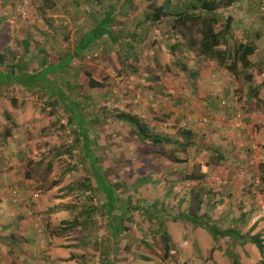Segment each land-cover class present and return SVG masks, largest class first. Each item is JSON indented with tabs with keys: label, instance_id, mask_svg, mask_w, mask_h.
Returning <instances> with one entry per match:
<instances>
[{
	"label": "rangeland",
	"instance_id": "obj_1",
	"mask_svg": "<svg viewBox=\"0 0 264 264\" xmlns=\"http://www.w3.org/2000/svg\"><path fill=\"white\" fill-rule=\"evenodd\" d=\"M194 1L134 0L129 7L125 5L124 9L122 6L121 9L116 7L112 13V19H115L111 30L117 33L120 44L115 45L116 49L112 48L114 52L109 56L106 53H98L97 56L89 53L87 60L73 59L72 67L85 73L86 77L75 91L86 95L83 100L84 109H93V115H97L98 119L88 127L92 130L89 136L96 141L90 152H93L97 160L96 167L101 170L97 173L103 175L97 179L92 175L91 159L84 156L79 142L75 141V131L67 123L69 114L63 108L64 99L59 100L51 95L58 90L63 91L62 93L69 91L63 85V78H58L57 74H48L46 80L37 82L29 89L24 85L1 88L0 170L15 173V181L0 185V192L16 191L20 195L18 203L25 207L31 205L32 209L65 207L73 205L69 203L73 199L80 198L76 203H83L92 213L91 221L99 225L96 230L90 227L85 232L91 231L102 240L109 235L105 223L111 216L106 213V199L96 188V183H107L114 187L118 199H128L130 211L125 217L129 222L127 234L145 238L144 244H134L129 250L133 248L135 253H143L140 255L147 258L144 264H216L209 254L197 257L190 255L189 252H193V249L181 256L169 254L166 257L164 244L158 234L157 229L161 225L176 242L189 235L192 231L191 224H183L181 227L182 222L173 221L172 218L187 211L185 205L178 206L179 199L183 197L184 201L186 198L189 200L190 195L195 192H201L202 199H208V204L214 205L207 217L208 222L219 229H236L243 237L258 235L264 244V210L260 212V225L253 228L242 226L237 219L243 213L242 208L233 206L226 209V201L220 195V192L228 189L235 192L242 189L264 193V99L260 98L264 84L261 88L258 86L264 81V50L261 48L262 50L249 57V65L245 71L238 66L243 76L245 73L251 75L248 86L245 85L243 76L235 79L215 63L205 64V70L209 73L203 78L198 75L199 80V77L194 79V73L204 67L197 63V43L201 39L199 31L205 14L200 7L191 9ZM226 1L216 0V22L208 21L209 24L215 32H220L224 30L228 15L240 22L237 24L230 20V32L221 37L220 49H232L243 40L241 31L246 27L264 31V0H234L232 5L225 7ZM248 5L253 9L252 16L247 13ZM160 7L166 14L157 22H146L149 28L144 33L138 31L137 44L127 46L126 42L131 41L127 39L126 32L133 27L134 19H142L145 17L143 13L153 15V10ZM183 9L185 13L189 10L203 13V18L187 22L191 35L197 41L192 50L186 48L184 41L187 38L178 31H182V26L174 23L178 15H173L172 12L179 13ZM8 10L16 21L19 20L21 31L17 37L20 45L14 50V58L10 59L12 63L21 58L28 63V71L35 73L41 65L47 64L50 67L64 58L67 45L60 48L48 45L42 53H37L35 45L40 44L41 36H36L37 40L28 38V53L24 54V33L28 31L31 15L21 12V16L14 8ZM7 16L9 14L4 17ZM99 23L96 31H92L88 37L92 42L99 35L98 32L107 31L109 27L104 21ZM256 23L263 26L255 25ZM173 25L176 29H173ZM262 37L264 35L260 38ZM174 43H181L182 47L176 48L172 53L161 50V47L169 50ZM81 44L82 41L76 47ZM4 45L14 47L10 35L0 36V54L5 56L0 71L7 68V59L10 57L9 53L2 51ZM258 45L261 46L260 43ZM174 58L179 59L182 65L176 64ZM86 74L97 78L101 86L89 87ZM198 92L204 96H199ZM208 103L212 106L207 107ZM120 113L138 117L148 127L151 135L170 141L177 139L179 143H184L181 133L190 131L192 135L188 139L189 144L181 148L173 142L158 146L142 143L131 127L115 118ZM93 118L89 117L90 120ZM203 120H207V123H203ZM18 153L22 155L21 158H18ZM170 156L185 159L186 163H174ZM192 171L195 175L203 173L205 176L202 179L188 180V174ZM18 177L21 186L15 184ZM86 191L90 192L92 198L84 196ZM166 192L168 199L164 201ZM34 194L39 197L33 198ZM235 197L232 200L237 203ZM155 201L166 209L167 216L164 215L160 221L140 212L139 207L150 208ZM261 201L264 204V196ZM116 206L112 216L122 214L119 206ZM204 209L205 206L200 213ZM40 213H32V218L39 220L37 223L44 222ZM55 220H60L61 225L65 224L62 216ZM48 223L51 226L49 220ZM214 245L216 249L217 246L220 248V252L227 251L224 264H234L233 257L239 264H264V258L262 260L256 246L249 242L241 244L219 238ZM92 250L98 252V245H92ZM134 260L139 263L140 259ZM92 263L103 264L99 258Z\"/></svg>",
	"mask_w": 264,
	"mask_h": 264
},
{
	"label": "crops",
	"instance_id": "obj_2",
	"mask_svg": "<svg viewBox=\"0 0 264 264\" xmlns=\"http://www.w3.org/2000/svg\"><path fill=\"white\" fill-rule=\"evenodd\" d=\"M133 1L134 0H0V36L10 35L14 46L4 45V47H2V51L4 53H9V55L12 56L15 48L20 45L19 39L17 38L21 32L20 27L18 26L19 20L16 21V19L11 16L10 10H8L9 8H14V10L20 13L21 16L24 12L31 15L29 17L32 23L28 21L30 22L28 23V31H25L24 35L25 40H28V38H34L37 40L36 36L42 37L40 44L37 43L35 45L37 53L45 50L44 48L48 45H52L53 47L57 46L58 48L67 45L68 49L65 54H67L69 50L73 59L77 58L87 60L89 53H93L94 56H97L98 53L100 55L106 53V56H109L112 52H114L113 49H116L115 45L119 44L117 38L115 39L117 36L112 39H108L104 36L101 41H95V43L91 44L90 48H87L81 53L80 57L74 56L75 46L82 39H84V37L90 33L92 29L95 28L97 21H100L105 12L109 10L107 7L104 9V5H119L123 2L129 5V3L132 4ZM248 1L250 2L251 0ZM249 2H247V4ZM252 11L253 9L250 5H248L247 13L249 16L254 15V12ZM7 14H9V16L4 17ZM143 15L149 16L150 14L148 13L146 15L143 13ZM143 19L144 17L142 20ZM255 25L263 26L257 23ZM147 28L149 27H147L144 23L139 29L132 27L128 33L126 32V35L128 34L127 39H130L131 41L130 43L126 42V45H136L138 31L141 30L142 33H144ZM241 32V38H243V40H240L239 42H252L257 48L256 52L260 51L261 48L264 50V37L260 38L264 35L263 29L251 30L246 27ZM258 43H260L261 46L258 45ZM109 47L111 48L109 49ZM224 49H226V47ZM106 50L110 51V53ZM161 50L163 52L168 51L169 53L170 49L168 50L167 47H161ZM154 51L156 52V50ZM61 60H58L56 64H58ZM197 63L204 66L209 63L214 65L215 62L205 59L203 60L199 57L197 59ZM205 68L206 67L204 66L202 70L194 73V79L196 77L198 78V75H201L200 77L202 78L206 76L209 72H206ZM67 69L65 70V75L62 78L63 83L67 84L70 90L63 93L61 96L65 101L63 107L68 105L69 108L72 109L67 112L69 117H71L72 113H77L82 117V120L79 121L74 118H70V126L74 131L86 129L89 133H91L92 130L87 129L91 126V124H89L91 121L89 117L97 118V115H93V109H90L89 111L84 109L83 100L86 95H82L80 92L75 91L78 89L82 80L86 78L84 76L85 73H81L79 69L72 66ZM225 72L234 77L231 73L227 71ZM242 76V74L239 75L240 78ZM92 78L98 81L94 76H92ZM245 85L248 86L247 82H245ZM262 85L263 82L258 86L261 88ZM221 86L223 87L224 85ZM260 92H262L260 98L263 100L264 91L261 90ZM198 94L199 96H204L203 93L198 92ZM59 97L54 96L53 98L59 99ZM209 106H212L211 103H208L207 107ZM88 139H90L88 142L89 148H91V146L95 147L96 141H94V138L89 136ZM82 143L83 141L78 144L81 145ZM82 153L84 154L83 151ZM88 154H90V159L93 161L95 160L97 163L93 152H89ZM17 156L18 158L22 157L20 153H18ZM4 171L5 170H0V185L9 181H15V173H5ZM94 176H96L97 179L103 175L102 173H97ZM19 180L20 177L16 179L17 182L15 184L21 186L22 184ZM193 194L194 193L190 195L189 200L186 198V201L183 200V197L180 198L178 206L185 205V208L188 209L191 204V196ZM220 195L223 200L226 201V209L233 206H240V208H242L243 213L237 217L242 226L253 228L262 223L260 212L264 210V204L261 201V198L264 196L263 192L260 194L244 191L242 189H238L235 192L228 189L220 192ZM233 196H236L235 199L238 200L237 203L232 200ZM115 198L117 199L116 195ZM165 199H168L167 192L165 193L164 201ZM77 200H80V198L73 199L69 202L73 205L59 207L61 209L52 207L51 205L49 206L52 207L51 209H43L44 207L32 209L30 208L31 205L25 207L23 204L18 203L20 200L15 201L9 192H0V263L4 261L2 264H93L92 262L97 258H99L103 264L146 263L147 258L140 255L143 253H135L133 248L129 250V247H133L134 244H144L145 238H138L127 234L129 232L127 224L129 222H127V219L120 221V215H114L116 217L114 218V216H112V211L110 213V220H107L105 223V229L109 235H107L105 239L100 240L95 237L91 231L85 232V229L90 227H93L94 230H96L99 225L98 223L94 224V222L91 221L92 213L89 212L83 203H76ZM106 201H104L105 206ZM202 202V205L207 208L208 199H203ZM116 204L118 203H115L114 209L117 208ZM124 205L128 206L127 201ZM34 212H41L40 216H43L44 222L37 223L39 220L37 221L32 218V213L34 214ZM107 215L109 216L108 213ZM59 216H62L63 222L65 223L64 225L60 224L62 223L60 220H55ZM49 217L51 219H48ZM48 220L51 222V226H49ZM52 222H54L55 227ZM183 224L184 223H182L181 227L189 225L188 223ZM120 226L124 227L126 231L118 232L117 234L116 228H120ZM190 226L192 231L189 232V235L181 237L178 242L174 241L170 235V254L181 256L186 254L190 249H193V252H189L190 255L193 254L197 257L199 255L204 256L209 254L212 262H215L216 264H224V260L226 258H224V256L227 254V251L220 252L218 250L220 249L218 246L216 249V245H214L210 234H208L206 230L199 227L193 228L192 225ZM81 231L83 233H81ZM41 237L44 239H41ZM92 245H98L99 251L94 252L92 250ZM136 258L140 259L138 260L139 263L135 262L134 259Z\"/></svg>",
	"mask_w": 264,
	"mask_h": 264
},
{
	"label": "trees",
	"instance_id": "obj_3",
	"mask_svg": "<svg viewBox=\"0 0 264 264\" xmlns=\"http://www.w3.org/2000/svg\"><path fill=\"white\" fill-rule=\"evenodd\" d=\"M234 2V0H227L226 3L224 5L230 6L232 5ZM126 5V7H129V5H127L125 2L119 4V5H104V9H106V7L109 9L105 12L104 16H102L101 21H104L107 23V25L110 27H108L107 31H101L98 32L99 35L96 36L95 41H101L102 38L104 36H106L108 39H112L113 37L116 36L117 33H114L111 30V25L113 23V20L115 18L112 19V13L115 12L116 7L120 8L121 6L123 7V9L125 8L124 6ZM198 7L201 8L202 11L205 12L204 14V18L203 13L201 11L195 13L191 10L187 11L185 13L184 9L181 10L179 13H175L172 12L173 15H178L177 18L175 19L174 23L176 24V26H182V31L178 30L181 35L183 37H186L187 41H184V45L186 46L187 49L192 50V48L194 47V45L196 44L197 41H195V38L191 35V31H190V27L188 26L187 22L188 21H192L195 20L197 18H203V23L201 24V28L199 31L200 34V42H198L197 44L198 46V52H199V57H201L203 60H209V61H214L218 67L226 70L227 72L231 73L236 79H239V75L242 74V71L239 72L238 70V66H240L243 71H245L249 65V57L252 56L255 52H256V46L252 43H237L232 49L226 48V49H220V45H221V41L223 36H225L227 33L230 32V20H232V22H236L239 23L240 21L237 20H233L229 15L226 19V25L224 27L225 32L220 31V32H215L211 26V24H209L210 22H216L215 19V13L214 11L218 8L216 0H210L208 2H205L204 0H195L194 4L191 6L192 8L197 9ZM121 9V8H120ZM154 13L153 15H149L145 16V19H140V18H135L133 21V27H136L137 29L141 28L143 23L146 25V22H157L161 16H163V14H166V12H163L162 7L153 10ZM147 17V18H146ZM210 21V22H208ZM99 21H97L95 28L92 29L90 31V33H88L84 39H82V44L80 46H75V51H74V56L76 57H80L81 53L86 50L87 48L91 47L92 43H95L90 41L88 39L89 35L91 34L92 31H96V29L99 27L100 23ZM179 24V25H178ZM173 29L175 28V25H173ZM105 30V29H104ZM185 30V31H184ZM117 37H115L116 39ZM80 41V42H81ZM118 41V39H117ZM119 42V41H118ZM28 40H24L23 41V45H24V54L28 53ZM120 44V42H119ZM181 46V43H174L173 45L170 46V53L174 52L176 48H179ZM182 47V46H181ZM39 53V52H38ZM42 53V52H41ZM65 58H63L58 64L53 65L48 67V65L43 64L41 65L40 69L38 71H35V73H30L28 71V63H25L23 61V59H16L15 63H12V60L14 56H8V65L6 66L7 68L4 71H0V89L3 87H7V86H12V85H24L25 88H31L32 86L36 85L37 82L39 81H44L46 80V76L48 74L50 75H54L57 74L58 78H62L65 75V70L67 68H69L70 66H72V59L73 56L70 54V52H67V54H65ZM175 59V58H174ZM176 60V64L178 65H182L181 61L178 59ZM42 61L44 62V58L42 59ZM5 62V56L0 54V65L4 64ZM183 68V67H182ZM68 70V69H67ZM88 76V85L91 88H95V87H100L101 83H99L98 81H95L89 74ZM38 77V79L36 80L35 78ZM244 80L248 83H251V75H249L248 73H245L243 76ZM264 84V81H263ZM63 85L68 88L70 90V88L68 87L67 84ZM260 89V88H259ZM256 88V90H259ZM252 90V89H251ZM51 91V89H50ZM250 91V90H249ZM63 92V91H62ZM60 90H58L57 92H52V97H56V96H60L59 100H63L64 98L61 97L63 95ZM64 110L67 112L71 111L72 109L69 108L68 105H66V107H63ZM68 114V113H67ZM76 119V120H82V117L80 115H78L77 113H72L71 117H69V115L67 116V123H71V119ZM115 118L121 122H124L125 124H127L129 127H131L133 133L135 134V136L137 137V139L139 141H141L142 143H147L153 146H158L161 145L163 143L165 144H171V142L175 143L176 146H179L181 148L186 147L189 143H188V139L191 138V132L190 131H182V137L184 138L185 142L184 143H179L178 140H174V141H170L169 139L166 138H161L159 136L156 135H151L149 133V129L148 127L145 125V123L141 122L140 119L138 117H134L132 115L126 114V113H120L118 115L115 116ZM98 121L97 118L92 119L89 124L94 123ZM89 129V128H87ZM76 133V139L75 141L78 143L81 141H83V145L81 147L84 155L88 158H90V154H88L90 151V148L88 146V142L90 139H88L89 137V131L85 130H79V131H75ZM191 145V143H190ZM170 158L172 159V162L174 163H179V164H184L186 163L185 159H178L175 158L174 156H170ZM96 161L91 160V169H92V173L93 175H96L98 171L101 172V170H98V168L96 167ZM205 176V174L203 173H199V175H195L194 172L192 171V173L188 174V180H197V179H202ZM264 179V177H263ZM96 188L98 190H100L104 195H105V199L106 201V208H107V213H109V217H110V213L114 210L115 208V203L117 202L118 204V208L120 209V211H122V214H120L119 216V220L122 221L125 219L126 215L129 214L130 208L126 205H124L127 201L128 203V199L125 200H120V199H116L115 195H114V187H112L111 185H108L107 183L104 184L101 181L96 183ZM88 192V191H86ZM84 192V196L85 193ZM90 196V195H88ZM86 197V196H85ZM91 197V196H90ZM89 197V198H90ZM210 197V195H209ZM92 198V197H91ZM202 194L201 192H195L192 196H191V204L188 207L186 212H180L178 213L176 216H174L172 218L173 221H180L184 224L188 223L191 224L193 228H202L204 230H206L211 238L213 239L214 242H217L219 240V238H227L232 240L234 243H241V244H245L247 242L253 244L256 246L262 260L264 258V244L263 242L260 240V237L258 235H247L245 237L240 236V232L236 229L230 228V227H226L223 229H219L218 227H216L215 225H213L212 223L208 222L207 217L209 216V213L211 212V209L214 208V205H209L208 207L204 209V211L201 212L202 207L204 205H202ZM129 204H130V198H129ZM213 206V207H212ZM138 208V207H137ZM140 208V212L141 213H145L147 214L150 218L156 217L159 221L160 218H164V215L167 216L166 214V209L165 207H163L162 204H160L158 201H155L154 203H152L150 205V208H145V207H139ZM160 208V209H159ZM158 209L160 214H158ZM169 216V215H168ZM158 230V234H160L162 242L164 244V254L166 257H169V254L171 252V247H170V237L168 235L167 232H165V230L162 228V226L160 225ZM126 231V229L124 227L120 228H116V233L118 234V232H124ZM213 251V249H212ZM228 255V253H227ZM234 261V264H239L238 261L233 257L232 258Z\"/></svg>",
	"mask_w": 264,
	"mask_h": 264
},
{
	"label": "built area",
	"instance_id": "obj_4",
	"mask_svg": "<svg viewBox=\"0 0 264 264\" xmlns=\"http://www.w3.org/2000/svg\"><path fill=\"white\" fill-rule=\"evenodd\" d=\"M202 122L207 123V120H203ZM10 194L14 198L15 201L19 200L20 195L16 191L13 190ZM89 194H90V192H86L85 196H88ZM38 197H39V195H37V194L33 195V198H35V199H37Z\"/></svg>",
	"mask_w": 264,
	"mask_h": 264
}]
</instances>
